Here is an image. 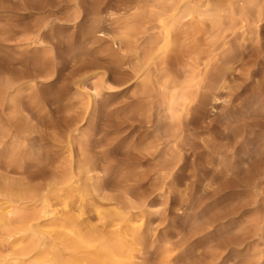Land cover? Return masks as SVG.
Segmentation results:
<instances>
[{
    "label": "rangeland",
    "instance_id": "rangeland-1",
    "mask_svg": "<svg viewBox=\"0 0 264 264\" xmlns=\"http://www.w3.org/2000/svg\"><path fill=\"white\" fill-rule=\"evenodd\" d=\"M162 1L0 0V208L29 190L30 213L133 219L122 264H264V0H191L151 64L201 74L175 118L138 36L117 49Z\"/></svg>",
    "mask_w": 264,
    "mask_h": 264
},
{
    "label": "bare ground",
    "instance_id": "bare-ground-1",
    "mask_svg": "<svg viewBox=\"0 0 264 264\" xmlns=\"http://www.w3.org/2000/svg\"><path fill=\"white\" fill-rule=\"evenodd\" d=\"M161 5L159 7L160 4L159 6L156 4L155 9L149 11L146 18L148 21L142 28L135 25L127 27L124 32L125 37L118 40L120 46L117 49H122L123 39L138 36L136 40V47L140 50L138 58L143 63L139 78L144 90L152 91L151 96L160 93L171 118H175L176 113L190 108L196 96L198 78L201 74L198 71L192 72L181 83L173 81L160 84L157 80L158 85L153 79L151 64L168 60L169 56L166 55L171 47L170 42L176 23L189 17L194 8L191 6V0H163ZM156 85L160 89L156 88L158 93H155V87H158ZM74 183L72 175L63 177L59 182L63 188H53L51 192L66 190L69 192L68 189L74 188ZM39 195L29 190H9L8 206L0 208V264H122L124 262L127 258V250L122 238L127 229H130L135 236L139 229L135 220L121 218L101 221L103 224L98 226L88 219L73 214L63 216L49 210L30 213L31 208L27 204L40 201Z\"/></svg>",
    "mask_w": 264,
    "mask_h": 264
}]
</instances>
